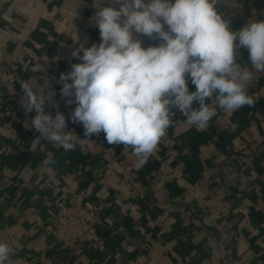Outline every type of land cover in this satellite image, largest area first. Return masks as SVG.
<instances>
[{
  "label": "crops",
  "instance_id": "crops-1",
  "mask_svg": "<svg viewBox=\"0 0 264 264\" xmlns=\"http://www.w3.org/2000/svg\"><path fill=\"white\" fill-rule=\"evenodd\" d=\"M93 2L0 0V67L10 72L0 76L13 75L17 84L1 89L0 174L21 182L0 188V241L13 249L7 264H264V84L250 94L253 106L217 109L201 130L173 109L176 122L144 165L131 148L109 144L103 132L85 137L82 124L70 119L67 130L87 139L75 151L43 141L44 149L32 146L39 133L28 124L36 113L26 115L14 93L26 81L35 87L41 75L70 71L72 63L81 62L71 51L85 37L86 47L99 44L90 19ZM221 13L237 31L264 19V0H250L241 12ZM140 38L143 47L161 42ZM236 58L248 62V50L239 49ZM33 66L39 71L33 73ZM188 81L189 91H195ZM75 106L47 111L53 117L60 111L67 119ZM48 156L57 163L44 165ZM133 184L149 194L146 199H130ZM71 196L104 204L102 250L85 246L78 257L46 235L50 210ZM228 216L236 237L221 247L211 233Z\"/></svg>",
  "mask_w": 264,
  "mask_h": 264
},
{
  "label": "clouds",
  "instance_id": "clouds-1",
  "mask_svg": "<svg viewBox=\"0 0 264 264\" xmlns=\"http://www.w3.org/2000/svg\"><path fill=\"white\" fill-rule=\"evenodd\" d=\"M104 3L93 2L96 12L90 18L99 30V44L86 47L85 37L71 51L81 62L72 63L56 81L62 84L65 105H76L67 119L60 111L54 117L47 111L58 106L48 78L43 84L37 79L35 87L27 81L21 84L20 107L26 115L36 113L28 124L39 133L31 141L33 147L46 148L43 141L75 151L78 142L87 139L67 130L70 119L82 124L85 137L103 132L109 144L131 148L144 165L176 122L173 109L201 130L217 109L234 112L254 105L247 87L254 72H264V19L232 31L231 19L218 10L217 0H112L101 6ZM141 36L161 42L143 47ZM241 48L248 50L250 64L237 62ZM30 70L39 71L37 66ZM188 78L195 91H189ZM43 163L51 167L57 161L48 156ZM12 252L0 241V264H7Z\"/></svg>",
  "mask_w": 264,
  "mask_h": 264
},
{
  "label": "built area",
  "instance_id": "built-area-1",
  "mask_svg": "<svg viewBox=\"0 0 264 264\" xmlns=\"http://www.w3.org/2000/svg\"><path fill=\"white\" fill-rule=\"evenodd\" d=\"M249 1L250 0H217V8L221 12H241L245 10ZM237 62L244 64L240 61ZM246 63L250 64L249 59ZM247 66L252 70L251 65ZM7 70L9 72L8 67L5 65L0 67V73ZM45 77L49 79L52 88L56 92L53 99L57 104L62 107H73L74 104L66 106L65 98H62L60 94L62 84L56 83L60 76L41 75L39 77L40 84H43ZM15 81L13 75H8L7 78L0 76V108L3 107L5 102L1 89L5 87L16 88L17 84ZM262 84H264V72H254L253 79L249 82L247 87L248 94H252V92L258 89ZM14 94H18V100H22V91H17ZM18 184H21V182L14 177L0 174V188L6 185ZM140 190L141 189L137 184H133L129 193L130 199H137L140 196L146 199L149 194L146 192L143 193ZM116 202L120 203L121 200L116 199ZM104 209L105 206L102 203L92 204L88 201L82 202L73 196L59 200L50 210L49 225L46 227V235L49 236L54 243L60 244L78 257L82 255L85 246L92 249L102 250L105 247L106 239L105 236L100 233L99 228L103 223L102 214ZM211 236L221 245V247L228 243L230 244V240L236 237V229L233 219L228 216L221 226L212 231Z\"/></svg>",
  "mask_w": 264,
  "mask_h": 264
}]
</instances>
